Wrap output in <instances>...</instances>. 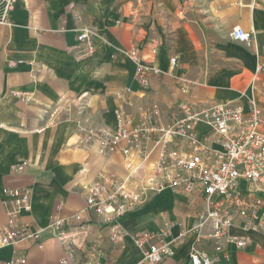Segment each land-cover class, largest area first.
I'll return each mask as SVG.
<instances>
[{"label":"crops","instance_id":"crops-1","mask_svg":"<svg viewBox=\"0 0 264 264\" xmlns=\"http://www.w3.org/2000/svg\"><path fill=\"white\" fill-rule=\"evenodd\" d=\"M9 20V25H0V223L7 221L11 203L5 187L32 189V210L22 220L44 227L55 215L71 217L83 210L86 187L102 174L127 178L134 171L133 186L161 181L165 175L154 171L159 148L152 138L143 141L150 151L144 160L135 147L128 156L101 153L97 144L84 139L83 129H116L119 108L127 120L148 131L167 127L172 112L185 103L202 108L234 101L248 111L257 54L231 38L233 28H254L264 53V0H18ZM84 28L95 32L90 40L95 49L87 57L78 53L77 35ZM135 47L146 66L160 70L148 74V86L136 80L135 63L128 57ZM174 55L178 63L172 70ZM14 60L23 62L9 66ZM25 94L32 98L25 99ZM256 97L264 109V98L257 92ZM66 104L70 112L62 121L34 130ZM153 109L158 114L145 119L144 113ZM198 129L207 127L200 123ZM171 145L186 148L184 140ZM21 164L25 169L18 171ZM257 193L264 214V184ZM202 210L197 192L148 191L146 200L121 219L125 234L118 244L110 239V227L99 225L98 216L89 211L84 215L94 222L91 244L104 250L102 264H150L133 235L164 230L174 253L158 264H190L195 244L217 256V264H264V232L242 217L230 233L242 237L244 247L211 239L209 224L200 228L197 242L193 227ZM21 256L24 264H58L64 250L49 232L42 248L22 240L0 250V260Z\"/></svg>","mask_w":264,"mask_h":264},{"label":"built area","instance_id":"built-area-1","mask_svg":"<svg viewBox=\"0 0 264 264\" xmlns=\"http://www.w3.org/2000/svg\"><path fill=\"white\" fill-rule=\"evenodd\" d=\"M17 2L0 0V25L10 24V14ZM94 33L93 29L84 28L77 35L81 57H87L94 51L95 46L90 42ZM256 34L254 28L245 29L240 25L230 33L233 40L253 47L257 54L251 94L246 96L248 111L243 104L234 101L218 102L202 108L185 103L172 112V121L167 127L148 131L142 123L135 125L127 120L124 111L119 108L116 110L119 118L116 129H83L84 139L97 144L101 153L121 151L128 156L135 147L147 160L150 151H147L143 141L146 137L152 138L159 148V160L154 171L165 175L161 181L133 186L134 171L127 178L102 174L96 182L86 187V206L83 210L71 217L55 215L44 227H34L22 220L23 214L32 210V189L5 187L3 193L11 197V203L7 207V221L0 223V250L22 240L34 241L42 248L43 237L49 232L60 241L64 250L58 264H102L100 256L104 250L91 244L94 222L86 218L84 212L98 216L99 225L109 226L110 239L118 244L125 234L121 219L146 200L148 191L160 192L165 188L200 195L203 210L200 221L193 227L195 231L198 229L197 242L202 238L200 228L209 224L214 229L211 239L221 243L235 242L238 247H244L245 240L230 233L237 217L246 219L251 223L249 226L264 232V214L259 210L262 197L257 193L258 186L264 184V109L256 97L257 92L264 98V53L259 52ZM128 57L135 63V78L142 86L150 84V72H160L158 68H150L143 63L137 47L128 52ZM22 62L9 61L8 65L15 67ZM177 63L178 57L172 56L170 68L175 69ZM118 95L121 96V93ZM24 97L27 100L32 98L31 94ZM69 112L68 104L56 107L47 115L42 127L34 130L43 131L55 125L62 121L63 114ZM157 114L158 110L153 109L144 113V118L149 120ZM200 123L205 124L207 129L199 130ZM147 132L155 135H147ZM178 140L186 142L185 150L171 145ZM127 165L131 167V163ZM24 169L25 164H21L17 170ZM61 208L62 205H58L57 209ZM166 234V230L134 233L135 243L142 250L145 261L158 264L174 253ZM222 248V244L216 247L218 251ZM82 253L83 257H80ZM217 260V256L210 255L197 244L190 253V264H217ZM25 262L26 258L22 256L0 260V264Z\"/></svg>","mask_w":264,"mask_h":264}]
</instances>
